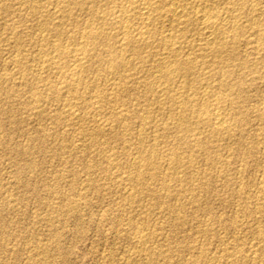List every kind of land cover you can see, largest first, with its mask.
I'll return each mask as SVG.
<instances>
[{
  "label": "rangeland",
  "instance_id": "374dc122",
  "mask_svg": "<svg viewBox=\"0 0 264 264\" xmlns=\"http://www.w3.org/2000/svg\"><path fill=\"white\" fill-rule=\"evenodd\" d=\"M255 1H258L256 3L257 25L251 28L247 26V24H244L245 18L247 16V18H250V15L244 11L242 15L245 16H242L244 17L242 18V22L244 24L243 34L245 37L244 35L239 37L238 42L235 43L238 46L234 45L233 47H229L230 44L225 45V50L222 53L223 56H221L226 62L228 61L227 64L225 61L218 62L219 59L215 60L216 58L212 56V54H209L207 55L209 61L206 59L207 56L202 60L205 61V64L199 60L202 62L200 64L201 68L198 67L196 68L197 70L195 69L197 71L195 72V76L193 72V75L182 78L185 82L178 79L179 82H177L179 84L176 82V85H174L186 86L185 88L187 89L192 86V89L190 87V93L199 91L201 87H216H214V89L217 91L213 89V91H215V96L210 103L212 102L211 104L218 106L221 115L224 117L226 126H223L224 128L222 127L223 130L222 128H218L221 130L213 128L214 131H212V120L205 121L206 123H201L199 121L194 122L193 119L191 120L190 118L191 115H187L189 118L186 117V122L188 121L187 125L192 129L191 134L190 132L185 133L184 130L177 128L176 112H170L171 115H169L170 113L167 107L169 104H165V106L162 107L163 110L160 108L159 111L157 104L158 100L153 91H150L152 88L154 89V87L158 86L159 81H157L156 76H154V68L152 70L148 66L149 64L140 68L133 63V66H136V71L139 73L138 77L142 75L138 79L139 82L138 80L133 81L132 88L124 93L118 92L116 94L119 98L122 96L125 99L124 101L122 97L120 98V100L122 99L121 104H124L122 107L125 109L128 107L127 109L130 113V115L127 116V109L126 111L124 109V111L122 110V114L125 115L126 120L122 118L121 122L118 120L119 123L117 120L115 121L114 118L111 119V117H113L110 115L112 104H109V101L106 100V104H108L109 108H107L105 104L106 110L104 109V111L107 113L102 111L101 113H97L94 117H91L93 115L91 112L92 109H90L91 107L85 108V110L84 107L80 105L76 106L74 113L86 117L89 121L94 119L95 122L93 121V124L91 121L89 123L86 118H83V121L80 122L81 125L78 124L79 127L77 124L73 125V123H68V119H59L62 123L59 121L55 122V120H53L55 117L54 110L59 104H56L54 101L50 103V100H47L49 94L48 87L56 82L57 75H55L54 70L51 69L52 71H47L49 73L43 72L46 73L44 76L43 74L41 75V73H37L40 77L42 76V78L39 76L36 78V73L34 74L33 70L31 71L26 67L27 61L30 62L31 56L36 53L32 51L34 50L33 48H35L34 43L40 42L43 34L47 35V32L48 35L46 37L50 40H54V32L50 29L48 31L45 30L46 32L43 33L39 31L40 34L37 33L38 30L35 31V28H38L36 21H34L33 17L28 13L29 11L27 12L28 14H26V12L22 10L23 8L27 11L28 9H26V6H20L21 8H19L17 0L3 1L5 4H2L0 7V264H264V0ZM105 2L108 4L107 2L109 1L105 0ZM16 9L18 14L15 11ZM82 13L83 12H81L80 15L78 13L80 17H77L78 19L76 22L78 23L70 21V24L68 21L63 23L65 24L64 26L62 25L65 32V28H67L68 31H73L74 27L77 29L80 28V25L81 27L84 26L86 16ZM31 17L32 19H29ZM81 17H83V19ZM1 18L4 19V21ZM71 23L74 27L71 26ZM73 24H77L78 26ZM51 25L53 26V22H50V27H52ZM71 27L73 30H71ZM194 28L193 25L191 30L186 33L187 36L185 35L189 40L184 38V41L186 39V41L195 44L192 48L183 44L184 46L182 45L183 49L181 50L182 52L185 49L184 52L181 53H184L183 56H186V53L187 55L190 53L189 55L195 54L198 56L201 51L200 49L203 47L202 37L197 30V32L193 31L195 30ZM190 31H193V33L191 34ZM19 33H21L20 37ZM2 34L4 35L1 36ZM197 34L199 36H197ZM17 35L19 37L18 39L15 37ZM194 35L197 39H195ZM52 36L53 38H51ZM192 38L193 40H191ZM196 40H198V42ZM26 42L28 44H26ZM19 43L22 46L17 45ZM195 45H198V47ZM227 47L228 50H226ZM189 48L190 52H188ZM191 49H193L192 51L195 53H193ZM15 51L20 53L21 56L24 55L23 57L27 55L25 57L27 59H25L26 64L22 65L23 67L25 66L26 69L22 68V66L14 68L10 64L9 59L13 56L12 53H16ZM30 51L32 53H30ZM226 51L228 53H226ZM25 52H27V54ZM96 52L98 55L100 53L101 56L104 54L103 49H100L99 46H97ZM232 54H235V56ZM224 55L226 58L228 57L227 60L224 58ZM8 60L9 62L7 63ZM97 60H99V58L92 60L88 65L90 67L92 65L91 68L95 69L93 72L96 73V76L99 73L97 70L103 73L105 68L103 62ZM210 61H213V65L210 63L211 67L208 65ZM94 64L96 68L98 66L97 69L94 67ZM220 64L221 67L223 65L225 68H221ZM27 65H29V63ZM20 67L22 68V74H20ZM144 67L146 69H143ZM91 68L88 69L87 72V76L90 74L88 76L90 81L92 78H95ZM145 70L148 74L144 72ZM209 70L211 71L209 72ZM253 70L255 73H253ZM16 71L19 75H17ZM220 71H222V73ZM50 72H54V75L50 74ZM205 72L207 73V77L200 81V74ZM8 73H10V76ZM49 75L55 78H49ZM144 75H149V77ZM20 76L26 78L21 80ZM189 77L193 80L192 82ZM32 78L33 80L31 81ZM148 78L149 80H146ZM53 79H55V81ZM194 80L195 83L197 81L199 82L195 84L193 83ZM219 80L226 81L225 85L222 86L223 88H218V86H216ZM47 81H50L52 84ZM84 81L86 80L84 79L82 81L81 86L85 83ZM180 82H183L184 85L180 84ZM213 82L216 85H214ZM208 83L209 85H206ZM232 83L234 84L233 86ZM138 84H141L144 90ZM201 84L202 86H200ZM150 85L151 87L149 88ZM228 86L231 88V91ZM220 89H222L221 93ZM133 90L135 92H133ZM38 93H41L39 94L41 96H39ZM35 94H37L38 98ZM216 95L219 97L218 99ZM135 98H137V100ZM141 98H143L142 101ZM38 99L39 102L37 101ZM126 99L128 100L127 102ZM214 100L217 101V103ZM218 100H220L219 104ZM35 103H38L37 106ZM134 103L138 105L135 106ZM153 103L155 104L153 105ZM131 104H133L135 108L131 107ZM49 105L51 106L49 107ZM214 105L213 107H215ZM36 108L38 109L35 110ZM166 108L168 110H166ZM81 109L82 111L84 110L83 113ZM40 110L43 113L41 114L42 116L38 114ZM136 110L140 111V114ZM76 111L78 112L76 113ZM224 111H226V113ZM103 112L105 114H103ZM131 112L134 113V116ZM109 115L110 119H108ZM131 115L133 119L130 118ZM151 119L152 121L154 119V121L152 122ZM155 121H158V127L155 125ZM63 122L65 124H63ZM83 122L84 124H82ZM116 122L119 124H116L119 127H116ZM151 122L153 125H151ZM66 123L67 126H73L66 127ZM97 123H99L100 126L105 123L110 126L112 123L110 129L105 131V136V132L101 134L95 130L97 125L99 126ZM141 123L144 124L142 125ZM122 124L125 125V127ZM127 125H130V129L127 128ZM144 125L146 128H143L145 127ZM159 125H161V127ZM139 126H141L142 129ZM163 126H165V128H163ZM78 128L81 129L82 132L84 131L85 134L87 130L86 135L89 139L85 138V136L83 137V133ZM159 128L162 132L159 131ZM63 129H65V132ZM155 130L156 132H154ZM95 131L98 139L94 135ZM123 131H125L126 134H124L125 132ZM139 131L141 133H139ZM144 131L145 133L143 134ZM195 132L196 135L198 133L199 135L195 136L196 139H193L192 137ZM107 133L109 137H107ZM111 134H113V136ZM127 134L129 136L128 138ZM80 139H82L81 142ZM142 140L144 143H142ZM190 142H196V147H194V149L193 146H188ZM173 143H176V146ZM137 145H139V147ZM173 146L176 150L178 148V150L175 151ZM208 146L209 148H207ZM94 148H96V150ZM202 148L205 150H202ZM107 149H110L109 151L111 152ZM179 149H181L182 152ZM99 150H101V152H99ZM136 150L137 152L142 150V153L144 152L146 155L151 154L154 157V168L153 165L149 168L147 167L144 173L146 174L147 172L149 174H146L147 176L145 175V177H156L150 180L145 179L137 184V186L135 184L136 182H130L131 177L136 173V171L134 172L136 168L135 164L144 163L145 161L141 156L142 153H139L141 158ZM172 150L177 155L180 154V158L177 157V159H179V164L177 163L178 165L173 166V169L178 168V170L167 169L164 172V168L166 169L167 167L166 155L169 151L172 152ZM96 151H98V153ZM107 153H111L110 155L113 157L110 162L104 159V154ZM205 156H207V158ZM114 158L115 160L113 161ZM157 160H160L159 163L163 165L160 166ZM86 165L89 167L87 166L86 168ZM107 165H110L111 168L109 166L107 167ZM151 167L153 170H151ZM89 168L92 170L90 171ZM85 169L88 171L86 172ZM157 169L161 170L160 174H158L160 170ZM112 170H114L115 173L114 171L112 173ZM150 170L152 172L154 170V172L157 171L158 173H156L158 175L151 173ZM166 172L172 173L171 177H174L165 176ZM174 172H177V175ZM162 175H164L163 178ZM164 177H166V179ZM118 183L120 184L118 185ZM162 189L164 190L162 191ZM141 231L147 235L144 238L145 249L144 247L142 249L137 247L138 245L133 240V236L138 232L141 233ZM251 257L255 259L252 261ZM254 260H256V262ZM261 261L263 263H261Z\"/></svg>",
  "mask_w": 264,
  "mask_h": 264
},
{
  "label": "bare ground",
  "instance_id": "6f19581e",
  "mask_svg": "<svg viewBox=\"0 0 264 264\" xmlns=\"http://www.w3.org/2000/svg\"><path fill=\"white\" fill-rule=\"evenodd\" d=\"M3 1L6 2V0H0V7L1 5L5 4L3 3ZM109 2H107L108 4H106L105 0H17V5L19 8H21L20 6H26L28 9L27 11H25V9L22 8V10H24V12H26V14H30L33 17V20L36 21V25H37V29L35 28V31L38 30L37 33H39V31L41 33L46 32L45 30H52L54 32V37L53 36L51 38H53L54 40H50L49 38H47L46 36L48 35V32L46 33L47 35L43 34V36L41 37L40 42L38 43H34V47L33 48L34 52H36L34 54L33 52V56H31V61L28 62L29 65L26 64L25 61V57L21 56L20 53H12V57L9 59L10 60V64L16 68L17 66H22L23 64H26V67L29 68L31 71L33 70V73H36V78L39 76L40 77V73L41 75L49 73L47 71H50L51 69L54 70L55 75H57L56 77V82H54L53 85H51L50 87H48L49 90V94H48V100L54 101L56 102V104L58 103L59 105H57L55 111V117L53 120L59 121L60 120H67L68 119V123H73L74 124H80V122L83 121V117L82 115H76L74 112L76 106H82L85 108H90L92 109V116L94 117L97 113H101L102 111H104L105 108V104L107 101H109V104H112V107L110 108V115L113 116L111 117L114 118V120L116 121H120L122 120V118H125V115L122 114V110L124 109L126 111V109L128 108H123L121 104L122 99L120 100V98L122 97H118L116 94L118 92H126L128 89L132 88V84L133 81H137L142 75H140V77H138L139 73L138 71H136V66L134 67L133 63H135L136 65H138L140 68L142 66H145L146 64H149L148 66L153 70L154 76H156L157 81L156 83H158L157 87H154V89L152 88L153 93L155 94L156 98H157V104L159 107V111L160 108L161 110L162 107L165 106V104H169L167 105L168 109H169V113L170 112H176V125L177 128L182 129L186 132H192V129L189 125H187L188 121L186 122V119L189 118L187 115H191V120L193 119V121L197 122H203L206 123L205 121L208 120H212V131L213 128L217 129V130H221L218 128H222L223 126H226L225 124V120L224 117L221 115L218 106H215L214 104H211L210 101H212V99H214L213 97L215 96V90L213 86L211 87H206V88H200L199 91L197 92H192L190 93L191 89L193 88L192 86L191 89L189 87V89L185 88L186 86H178V79L184 78L185 76H191L193 75L194 72V76H195V72H197L196 68L200 67L201 68V63L205 62L202 61L204 60V58L207 55H211L214 56L215 60L219 59V61L224 62L225 59L222 58V53L225 50V45H229L230 46H236L237 44H235L236 42H238L239 37H241L242 35H244V31H243V25L247 24V26L252 27H256L257 25V17H256V2L255 0H108ZM13 2V1H12ZM105 2V3H104ZM246 2V3H245ZM8 5V4H7ZM71 5V6H70ZM4 7V6H3ZM7 8V7H6ZM9 9V8H7ZM12 9V8H11ZM1 10V9H0ZM21 10V9H19ZM261 10V9H260ZM5 11V10H4ZM11 11V10H10ZM17 12V9L15 10ZM29 11V12H28ZM246 11L250 16V18H245L244 20V24L242 22V15L243 12ZM20 12V11H19ZM28 12V13H27ZM83 12L84 15L86 16V20L84 22V26L80 28L75 29L74 26V30L73 28L71 30L73 31H68L67 28H65L66 32L64 31V25L63 23L65 22H73L75 23L77 21V17L78 13L80 15V13ZM263 12V11H261ZM9 13V11H8ZM15 13V12H13ZM82 13V14H83ZM246 13V14H247ZM3 14V13H1ZM6 14V12H5ZM18 14V12H17ZM25 14V13H24ZM245 14V13H244ZM3 16V15H2ZM263 16V15H262ZM1 17V16H0ZM5 17V16H4ZM12 17V15H11ZM29 18V19H32ZM80 18V17H79ZM83 19V17H81ZM2 19V18H1ZM4 21V19H2ZM32 20V21H33ZM262 20V19H261ZM31 21V22H32ZM79 21V20H78ZM10 22V21H9ZM14 22V21H13ZM29 22V21H28ZM48 22H49V26H48ZM50 22H53V26L50 27ZM69 22V24H70ZM82 22V21H80ZM264 22V21H263ZM21 23V22H20ZM35 23V22H34ZM78 23V22H76ZM80 24V23H79ZM35 25V27H36ZM63 25V26H62ZM73 25H77V24H73ZM83 25V24H82ZM194 25V32L199 33V35L202 37V41H203V47L200 49V53L198 54V56L194 55H189L190 53H186V56L183 54H181L182 52H184V50L181 52L182 45L185 44L187 45V47L189 46L190 48H192L194 46V44H192L189 41H186V33H188L189 30H191L192 26ZM262 25V24H261ZM11 26V25H10ZM14 26V25H13ZM24 26V25H23ZM34 26V25H33ZM68 26V25H67ZM66 26V27H67ZM78 26V25H77ZM5 27V26H4ZM3 27V28H4ZM69 27V26H68ZM14 28V27H13ZM20 28V25H19ZM18 28V29H19ZM48 28V29H47ZM12 29V28H11ZM23 29V28H22ZM26 29V28H25ZM24 29V30H25ZM15 30V29H14ZM197 30V31H196ZM22 31V30H21ZM31 31V30H29ZM33 31V30H32ZM193 31L191 32V34L193 33ZM16 32V31H15ZM23 32V31H22ZM21 32V33H22ZM50 32V31H49ZM51 32V33H53ZM12 33V31H11ZM21 33H19V37L21 35ZM27 33V32H26ZM25 33V35H26ZM32 33V32H31ZM30 33V34H31ZM257 33V32H256ZM10 34V33H9ZM40 34V33H39ZM50 34V33H49ZM195 34V33H194ZM246 34V33H245ZM4 34H2L1 36H3ZM13 35V34H12ZM24 35V34H23ZM33 35V34H32ZM42 35V34H41ZM45 35V36H44ZM52 35V34H51ZM186 35V36H185ZM197 34V36H199ZM193 36V35H192ZM17 39L19 38L18 35L15 36ZM30 37V36H29ZM34 37V35H33ZM50 37V36H49ZM190 37V36H188ZM195 37V35H194ZM245 37V35H244ZM14 38V39H16ZM27 38V37H26ZM184 38L185 41H184ZM29 39V38H28ZM195 39H197L195 37ZM199 39V38H198ZM7 40V39H6ZM189 40V39H188ZM193 40V38L191 39ZM8 41V40H7ZM15 41V40H14ZM23 41V40H22ZM198 42V40H196ZM262 41V40H261ZM9 42V41H8ZM37 42V41H36ZM201 42V41H200ZM264 42V40H263ZM5 43V42H4ZM18 43V42H17ZM22 43V42H21ZM26 44H28L26 42ZM264 44V43H263ZM19 46H22L19 44H17ZM1 46V45H0ZM7 46V45H6ZM26 46V45H25ZM31 46V45H30ZM97 46L100 47V49H103V55L101 56L100 53L99 55L97 54L96 50H97ZM184 46V45H183ZM196 47H198V45H195ZM238 46V45H237ZM3 47V46H2ZM8 47V46H7ZM18 47V46H17ZM16 47V48H17ZM27 47V46H26ZM33 47V44H32ZM231 47V48H232ZM186 48V46H185ZM190 48L189 51L190 52ZM230 48V49H231ZM235 48V47H234ZM237 48V47H236ZM240 48V47H239ZM259 48V47H258ZM3 50V49H2ZM15 50V49H14ZM13 50V51H14ZM31 50V49H30ZM187 50V49H186ZM193 49H191L192 51ZM228 50V47L227 49ZM232 50V49H231ZM19 51V50H18ZM195 51V50H194ZM261 51V50H260ZM259 51V52H260ZM29 52V51H28ZM193 52V51H192ZM197 52V50H196ZM234 52L236 53V51L234 50ZM239 52V51H238ZM10 53V52H9ZM27 54V52H25ZM30 53H32L30 51ZM195 53V52H193ZM226 53H228L226 51ZM231 53V52H230ZM102 54V53H101ZM225 54V53H224ZM98 55V56H97ZM222 55V56H221ZM226 55V54H225ZM224 55V58H226V56ZM230 55V54H229ZM235 56V54H232ZM29 56V55H28ZM231 56V55H230ZM233 57V56H232ZM103 62L104 65V70L103 73H100V71L97 70V72H99L97 74V76L95 75L96 73L93 72L92 69V65L91 67L88 66L89 63L94 60V59H98ZM209 58L208 56L206 57V59ZM212 59V58H211ZM210 59V60H211ZM228 59V57L226 58V60ZM235 59V58H234ZM9 60L7 61V63L9 62ZM27 60V59H26ZM97 60V61H99ZM202 62H200V61ZM208 60V59H207ZM232 60V59H231ZM5 61V59H4ZM209 61V60H208ZM207 61V62H208ZM230 61V59H229ZM238 61V60H237ZM253 61V60H252ZM200 62V63H199ZM213 62V61H212ZM212 62H209V66L210 63L212 64ZM217 62V61H216ZM228 62V61H227ZM227 62L225 61V63L227 64ZM68 63V64H67ZM93 64V63H92ZM205 64V63H204ZM217 64V63H216ZM219 64V63H218ZM224 64V63H222ZM225 64V65H226ZM232 64V62H231ZM243 64V63H242ZM257 64V63H256ZM6 65V62H5ZM10 65V66H11ZM66 65V66H65ZM98 65V64H97ZM207 65V64H206ZM205 65V66H206ZM207 65V66H208ZM213 65V64H212ZM224 65V66H225ZM241 65V64H239ZM244 65V64H243ZM102 66V64H101ZM242 66V65H241ZM256 66V65H254ZM8 67V66H7ZM92 70L93 72V76H95V78L90 81V79H88V75L87 76V72L88 69ZM95 67V64H94ZM93 67V68H94ZM103 67V66H102ZM138 67V68H139ZM204 67V66H202ZM211 67V66H210ZM213 67V66H212ZM221 67V64H220ZM223 67V65H222ZM221 67V68H222ZM21 68V67H20ZM22 68H25V66ZM22 68H21V73L22 74ZM67 68V69H66ZM96 68V67H95ZM98 68V66H97ZM96 68V69H97ZM101 68V67H100ZM99 68V70H100ZM147 68V66H146ZM145 67L143 69H146ZM225 68V67H223ZM251 68V67H250ZM26 69V68H25ZM148 69V68H147ZM196 69V70H195ZM213 69V68H212ZM237 69V68H236ZM254 69V68H253ZM9 70V69H8ZM142 70V69H141ZM195 70V71H194ZM223 70V69H222ZM4 71V70H3ZM12 71V70H11ZM19 71V69H18ZM28 71V70H27ZM30 71V72H31ZM35 71V72H34ZM52 71V70H51ZM143 71V70H142ZM149 71V70H148ZM201 71V70H198ZM211 70H209L210 72ZM214 71V70H213ZM226 71V70H225ZM246 71V70H245ZM251 71V70H250ZM254 71V70H253ZM17 72V71H16ZM29 72V74H30ZM46 72V73H43ZM53 72V73H54ZM90 72V71H89ZM96 72V71H95ZM144 72H147L146 70ZM151 72V71H150ZM149 72V73H150ZM157 72V74H156ZM222 73V71H220ZM224 72V70H223ZM242 72V71H241ZM5 73V72H4ZM7 73V72H6ZM26 73V71H25ZM39 73V74H37ZM50 72V74H53ZM91 73V72H90ZM152 73V75H153ZM199 73V72H198ZM255 73V71L253 72ZM10 76V73H8ZM27 74V73H26ZM32 74V73H31ZM148 74V72H147ZM226 74V73H225ZM263 74V73H262ZM16 75V73H15ZM17 75H19V73L17 72ZM54 75V74H53ZM150 75V74H149ZM149 75H144V76H148ZM199 75V74H197ZM209 75V74H208ZM214 75V74H213ZM220 75V74H219ZM232 75V73H231ZM14 76V75H13ZM92 76V75H91ZM92 76V77H93ZM211 76V75H210ZM222 76V75H221ZM224 76V73H223ZM259 76V74H258ZM48 77V75H47ZM54 76L49 75V78H53ZM151 77V76H150ZM199 77V76H198ZM207 77V73H201L200 74V81L205 79ZM220 77V76H219ZM218 77V78H219ZM8 78V77H7ZM12 78V76H11ZM10 78V79H11ZM23 78L26 77H22L20 76V79L22 80ZM28 78V77H27ZM31 78V77H30ZM42 78V76L40 77ZM44 78V77H43ZM46 78V77H45ZM48 78V79H49ZM55 78V77H54ZM146 78V77H145ZM190 78V77H189ZM209 78V77H208ZM222 78V77H221ZM224 78V77H223ZM47 79V80H48ZM85 83L83 84V86H81V83L83 80ZM191 79V78H190ZM195 79V78H194ZM210 79V78H209ZM228 79V78H227ZM236 79V78H235ZM15 80V79H14ZM20 80V82H21ZM27 80V79H26ZM33 80V78L31 79V81ZM38 80V79H37ZM36 80V81H37ZM42 80V79H41ZM55 81V79H53ZM146 80H149L146 79ZM197 80V78H196ZM207 80V79H206ZM237 80V79H236ZM257 80V79H256ZM35 81V79H34ZM178 81V82H177ZM183 81V80H182ZM193 80L191 79V82ZM208 81V80H207ZM232 81V79H231ZM24 82V81H22ZM39 82V81H38ZM41 82V81H40ZM50 82V81H47ZM139 82V80H138ZM141 82V81H140ZM176 82L178 83L177 86ZM185 82V81H183ZM183 82H180V84L184 85ZM190 82V81H188ZM199 82V81H197ZM196 82V83H197ZM204 82V81H203ZM210 82V81H209ZM215 82V81H214ZM213 82V84H214ZM225 80H219V82L214 85L218 86V88L222 87L223 85H225ZM1 83V82H0ZM4 83V82H3ZM2 83V85H3ZM7 83V82H6ZM44 83V81H43ZM46 83V82H45ZM135 83V82H134ZM148 83V82H147ZM153 83V82H152ZM150 83V84H152ZM195 83V80L194 82ZM195 83V84H196ZM202 83V82H201ZM254 83V82H253ZM5 84V83H4ZM12 84V83H10ZM42 84V83H41ZM50 84H52L50 82ZM154 84V83H153ZM190 84V83H189ZM200 84V83H199ZM14 85V83H13ZM34 85V84H32ZM37 85V84H36ZM141 86V84H138ZM145 85V84H144ZM149 85V84H148ZM157 85V84H156ZM155 85V86H156ZM191 85V84H190ZM194 85V84H193ZM206 85H209L206 84ZM205 85V86H206ZM212 85V84H211ZM210 85V86H211ZM227 85V84H226ZM234 84L232 83V86ZM39 86V85H37ZM137 86V85H136ZM146 86V85H145ZM188 86V85H187ZM196 86V85H194ZM198 86V85H197ZM202 86V84L200 85ZM231 86V85H230ZM264 86V85H263ZM135 87V86H134ZM133 87V88H134ZM142 87V86H141ZM140 87V88H141ZM151 87V85L149 86V88ZM204 87V85H203ZM229 87V86H228ZM31 88V87H30ZM35 88V87H34ZM33 88V89H34ZM143 88V87H142ZM148 88V86H147ZM216 88V87H215ZM217 88V89H218ZM223 88V87H222ZM230 88V87H229ZM228 88V89H229ZM235 88V87H233ZM32 89V88H31ZM39 89V88H38ZM146 89V88H145ZM213 89L215 91H213ZM225 89V88H224ZM40 90V89H39ZM43 90V89H41ZM144 90V88H143ZM149 90V89H148ZM220 93L222 92V89H220ZM227 90V89H226ZM234 90V89H233ZM248 90V89H247ZM148 91V92H150ZM190 91V92H189ZM194 91V90H193ZM219 91V90H218ZM225 91V90H223ZM231 91V88H230ZM240 91V90H239ZM131 92V91H130ZM133 92H135L133 90ZM139 92V91H136ZM144 92V91H143ZM228 92V91H227ZM147 93V92H146ZM219 93V94H220ZM231 93V92H229ZM236 93V92H235ZM28 94V93H27ZM41 93H38V95ZM140 94V93H138ZM232 94V93H231ZM33 95V94H32ZM31 95V96H32ZM37 97V94H35ZM46 95V94H45ZM44 95V97H45ZM119 95V94H118ZM130 95V94H129ZM136 95V93H135ZM134 95V96H135ZM148 95V94H147ZM240 95V94H239ZM41 96V95H39ZM126 96V95H125ZM223 96V95H221ZM226 96V95H225ZM224 96V97H225ZM35 97V96H34ZM33 97V100H34ZM35 97V100H36ZM43 97V98H44ZM127 97V96H126ZM129 97V96H128ZM136 97V96H135ZM138 97V96H137ZM141 97V95H140ZM143 97V96H142ZM154 97V96H153ZM32 98V97H30ZM38 98V97H37ZM111 98V100H110ZM123 98V97H122ZM132 98V97H131ZM139 98V97H138ZM145 98V97H144ZM148 98V97H147ZM216 98L218 99L219 97ZM215 98V100H216ZM29 99V98H28ZM42 99V98H41ZM124 99V98H123ZM128 99V98H127ZM126 99V102L128 101ZM134 99V97H133ZM137 100V98H135ZM140 99V98H139ZM146 99V98H145ZM154 99V98H153ZM233 99V98H232ZM107 100V101H106ZM143 100V98H141V101ZM151 100V98H150ZM214 100V101H215ZM226 100V99H223ZM39 102V99L37 100ZM125 101V99H124ZM140 101V100H139ZM138 101V102H139ZM213 101V102H214ZM29 102V101H28ZM41 102V101H40ZM137 102V101H136ZM151 102V101H150ZM154 102V101H153ZM217 103V101H215ZM220 100H218V104H219ZM14 103V102H13ZM44 103V102H42ZM40 103V104H42ZM46 103V102H45ZM53 103V102H52ZM125 103V102H124ZM130 103V102H129ZM148 103V102H147ZM27 104V103H26ZM36 104V103H35ZM38 104V103H37ZM36 104V106H37ZM126 104V103H125ZM135 106L136 103H134ZM142 104V103H141ZM155 103H153L154 105ZM34 105V104H33ZM32 105V106H33ZM48 105V104H47ZM129 105V104H128ZM131 107H134L133 104H131ZM144 105V104H143ZM142 105V107H143ZM149 105V104H148ZM213 105L215 107H213ZM243 105V104H242ZM34 106V107H36ZM51 105H49L50 107ZM55 106V105H54ZM107 108H109L108 104H106ZM141 106V105H140ZM146 106V105H144ZM151 106V105H150ZM232 106V105H231ZM238 106V105H237ZM10 107V106H9ZM33 107V109H34ZM53 107V106H52ZM81 107V108H82ZM130 107V106H129ZM141 107V108H142ZM152 107V106H151ZM157 107V108H158ZM122 108V109H121ZM135 108V107H134ZM146 108V107H145ZM154 108V106H153ZM156 108V109H157ZM238 108V107H237ZM38 108H36L35 110H37ZM79 109V108H78ZM144 109V108H143ZM142 109V110H143ZM147 109V108H146ZM166 108V110H168ZM239 109V108H238ZM14 110V109H13ZM53 110V109H52ZM86 110V109H85ZM123 110V111H124ZM148 110H149V106H148ZM243 110V109H242ZM50 111V110H49ZM53 111V112H54ZM82 111V109H81ZM84 111V110H83ZM82 111V113H83ZM109 111V109H108ZM129 110L127 109V116L130 115V113L128 112ZM138 111V110H136ZM141 111V109H140ZM138 111V113L140 112ZM15 112V111H14ZM38 112V111H37ZM44 112V111H43ZM78 111H76L77 113ZM90 112V113H91ZM106 112V111H104ZM103 112V114H105ZM135 112V110H134ZM226 113V111H224ZM261 112V111H260ZM107 113V112H106ZM124 113V112H123ZM132 113V112H131ZM137 113V112H136ZM135 113V114H136ZM147 113V112H146ZM152 113V112H151ZM168 113V114H169ZM223 113V112H222ZM256 113V112H255ZM9 114V113H8ZM40 116H42L41 114H43L40 110V113H38ZM81 114V113H80ZM87 114V113H86ZM134 116V113H132ZM140 114V113H139ZM142 114V112H141ZM145 114V111H144ZM150 114V113H149ZM224 114V113H223ZM240 114V113H239ZM84 115V114H83ZM110 115L108 117V119H110ZM124 115V117H123ZM171 115V113L169 114ZM236 115V114H235ZM53 116V114H52ZM137 116V114H136ZM139 116V115H138ZM141 117V115H140ZM145 117V116H143ZM149 117V116H147ZM153 117V116H152ZM187 117V118H186ZM52 118V117H51ZM89 118H90V114H89ZM132 118V115L131 117ZM136 118V117H135ZM142 118V117H141ZM140 118V120H141ZM151 118V116H150ZM87 119V118H86ZM92 119V118H91ZM107 119V118H106ZM133 119V118H132ZM30 120V118H29ZM70 120V121H69ZM89 121V119H87ZM126 120V118H125ZM137 120V119H135ZM143 120V119H142ZM147 120V119H146ZM149 120V119H148ZM156 120V119H155ZM172 120V119H171ZM190 120V121H191ZM236 120V119H235ZM10 121V120H9ZM12 121V120H11ZM43 121V120H42ZM91 121V120H90ZM89 121V123H90ZM94 121V119L91 121V123ZM118 121V122H119ZM128 121V120H127ZM134 121V120H133ZM152 121V119H151ZM154 121V119H153ZM152 121V122H153ZM231 121V120H230ZM47 122V121H46ZM62 123V121H59ZM66 122V121H65ZM87 122V121H86ZM95 122V121H94ZM103 122V121H102ZM100 122V123H102ZM108 122V121H107ZM112 122V121H111ZM119 122V123H120ZM124 122V120H123ZM131 122V121H130ZM141 122V121H140ZM139 122V123H140ZM150 122V121H149ZM148 122V123H149ZM151 122V123H152ZM158 122V121H157ZM157 122L155 121V125L157 126ZM164 122V121H163ZM27 123V122H26ZM59 123V124H61ZM88 123V122H87ZM136 123V121H135ZM145 123V122H144ZM143 123V124H144ZM20 124V122H19ZM53 124V123H52ZM63 124H65L63 122ZM84 124V122L82 123ZM93 124V123H92ZM96 124V123H95ZM99 124V123H97ZM107 124V123H105ZM101 124L102 126L97 125V128H95V130L98 133L104 134V132L106 130L110 129V126L107 124ZM118 124L117 122L115 123V125ZM128 124V122H127ZM132 124V123H131ZM142 124V123H141ZM142 124V125H143ZM165 124V123H164ZM197 124V123H195ZM15 125V124H14ZM71 125V126H73ZM76 125V126H77ZM78 125V127H79ZM90 125V124H89ZM114 125V126H115ZM119 125V124H118ZM123 125V124H122ZM150 125V124H147ZM153 125V123L151 124ZM150 125V126H151ZM166 125V124H165ZM191 125V124H190ZM207 125V124H206ZM21 126V125H20ZM69 126V125H68ZM67 123H66V127ZM69 126V127H71ZM88 126V125H87ZM121 126V125H120ZM125 127V125H123ZM128 126V125H127ZM130 126V125H129ZM129 126L127 128H129ZM133 126V125H132ZM136 126V125H135ZM145 126V125H144ZM154 126V127H156ZM161 127V125H159ZM211 126V125H210ZM259 126V125H258ZM261 126V125H260ZM17 127V126H16ZM28 127V126H27ZM65 127V125H64ZM82 127V126H81ZM89 127V126H88ZM87 127V128H88ZM92 127V126H91ZM116 127H119L116 125ZM115 127V128H116ZM141 127V126H139ZM158 127V126H157ZM169 127V126H167ZM194 127V126H193ZM241 127V126H240ZM77 128V127H76ZM84 128V127H82ZM114 128V127H113ZM143 128H146L143 127ZM149 128V127H148ZM163 128H165V126H163ZM196 128V127H195ZM210 128V127H209ZM224 128V127H223ZM222 128V130H223ZM50 129V128H49ZM79 129V128H78ZM93 129V128H92ZM130 129V128H129ZM128 129V131H129ZM142 129V127H141ZM151 129L153 130V128L151 127ZM168 129V128H167ZM211 129V128H210ZM227 129V128H225ZM62 130V129H61ZM65 132V129H63ZM70 130V128H69ZM81 131V129H79ZM127 130V129H126ZM140 130V129H139ZM166 130V129H165ZM181 130V132H182ZM259 130V129H258ZM261 130V129H260ZM79 131V133H80ZM91 131V130H90ZM96 131L94 133L95 137H96ZM112 131V130H110ZM148 131V130H147ZM159 131H161V129L159 128ZM195 131V130H194ZM56 132V131H55ZM77 132V131H76ZM75 132V133H76ZM82 132V131H81ZM89 132V131H88ZM125 132V131H123ZM153 132V131H152ZM156 132V130L154 131ZM162 132V131H161ZM211 132V131H210ZM209 132V133H210ZM216 132V131H215ZM261 132V131H260ZM2 133V132H1ZM78 133V134H79ZM83 133V137L85 136V138L87 137V130H86V134ZM91 133V132H90ZM93 133V132H92ZM139 133H141L139 131ZM138 133V134H139ZM145 133V131L143 132V134ZM212 133V132H211ZM100 134V135H101ZM108 134V133H107ZM126 134V132L124 133ZM123 134V135H124ZM134 134V133H133ZM172 134V133H170ZM201 134V133H200ZM223 134V133H222ZM46 135V134H45ZM93 135V137H94ZM106 135V132L104 134V136ZM113 136V134H111ZM110 135V136H111ZM122 135V136H123ZM182 135V134H181ZM199 133L196 135L193 134V139H196L195 136H198ZM207 135V134H206ZM102 136V135H101ZM142 136V135H140ZM160 136V135H159ZM46 137V136H45ZM99 137V136H98ZM109 137V134L108 136ZM106 137V138H107ZM128 134H127V138H128ZM181 137V136H180ZM3 138V137H2ZM30 138V137H29ZM97 138V137H96ZM102 138V137H101ZM104 138V137H103ZM105 138V139H106ZM124 138V137H123ZM126 138V139H127ZM178 138V137H177ZM187 138V137H186ZM260 138V137H259ZM28 139V138H27ZM48 139V138H47ZM84 139V138H83ZM89 139V138H88ZM86 139V140H88ZM98 139V138H97ZM108 139V138H107ZM106 139V141H107ZM113 139V138H112ZM111 139V140H112ZM122 139V138H121ZM190 139V138H189ZM44 140V139H43ZM57 140V139H55ZM78 140V139H77ZM140 140V139H139ZM154 140V139H153ZM156 140H157V136H156ZM79 141V140H78ZM82 141V139H80V142ZM84 141V140H83ZM105 141V143H106ZM127 141V140H126ZM129 141V140H128ZM147 141V140H146ZM180 141V140H179ZM195 141V140H194ZM201 141V140H200ZM228 141V140H227ZM67 142V141H66ZM71 142V141H69ZM116 142V141H115ZM118 142V141H117ZM124 142V141H123ZM140 142V141H138ZM208 142V141H207ZM219 142V141H218ZM231 142V141H230ZM37 143V142H36ZM43 143V142H42ZM95 143V142H94ZM142 143H144V141L142 140ZM141 143V144H142ZM156 143V142H155ZM178 143V141H177ZM199 143V142H198ZM102 144V143H101ZM100 144V145H101ZM116 144V143H115ZM140 144V145H141ZM161 144V143H160ZM174 144V143H173ZM176 144V143H175ZM174 144V145H175ZM61 145V144H60ZM106 145V144H105ZM94 146V145H93ZM114 146V145H113ZM121 146V144H120ZM139 147V145H137ZM142 146V145H141ZM153 146V145H152ZM176 146V145H175ZM184 146V145H183ZM188 146H193L196 147V142L194 143H188ZM232 146V145H231ZM247 146V145H246ZM263 146V145H262ZM174 147V146H173ZM179 147V146H177ZM47 148V147H46ZM92 148V147H91ZM108 148V147H107ZM137 148V147H136ZM141 148V147H140ZM175 148V147H174ZM180 148V147H179ZM209 148V146L207 147ZM251 148V147H250ZM74 149V148H73ZM72 149V150H73ZM78 149V148H77ZM96 150V148H94ZM99 149V148H98ZM129 149V148H128ZM144 149V148H143ZM154 149V148H153ZM173 149V148H172ZM211 149V148H210ZM243 149V148H242ZM32 150V149H31ZM67 150V149H66ZM69 150V149H68ZM71 150V151H72ZM94 150V151H95ZM108 151L110 149H107ZM150 150V148H149ZM170 150V149H169ZM178 150V148H177ZM175 148V151H177ZM181 150V149H179ZM189 150V149H188ZM196 150V148H195ZM201 150V149H200ZM202 150H205L202 148ZM106 151V150H105ZM142 151V150H141ZM140 151V152H141ZM191 151V150H190ZM207 151V150H206ZM64 152V151H63ZM98 153V151H96ZM99 152H101V150H99ZM104 152V149H103ZM102 152V153H103ZM111 152V151H109ZM113 152V151H112ZM135 152V150H134ZM137 152V150H136ZM140 152H137V154L140 156ZM146 152V151H145ZM153 152V151H152ZM151 152V153H152ZM182 152V150H181ZM195 152V151H194ZM193 152V153H194ZM197 152V151H196ZM203 152V151H202ZM205 152V151H204ZM248 152V151H247ZM1 153V152H0ZM106 153V152H105ZM142 153V152H141ZM147 153V152H146ZM156 153V152H155ZM190 153V152H189ZM22 154V153H21ZM24 154V153H23ZM27 154V153H26ZM60 154V153H59ZM100 154V153H99ZM111 153H107L104 154V159L105 161H111L112 160V155H110ZM113 154V153H112ZM128 154V153H127ZM134 154V153H133ZM198 154V153H197ZM195 154V155H197ZM203 154V153H202ZM208 154V151H207ZM250 154V153H249ZM115 155V153H114ZM113 155V156H114ZM158 155V154H156ZM179 155V156H178ZM176 154L175 152H168L167 156V163H166V169L164 168V172L165 170H169V169H173L175 165L179 164V159H177V157L180 158V154ZM186 155V154H185ZM206 155V154H205ZM16 156V155H15ZM81 156V155H80ZM100 156V155H99ZM98 156V158H99ZM102 156V154H101ZM141 156L144 159V163H137L136 168L134 169V172L136 171V173L131 177V181L130 182H136V186L137 184H139L140 182L144 181L145 179H151L152 176L150 177H145L146 174H148L146 172V174L144 173V171L147 169V167L149 168L150 166L153 165L154 168V157L151 154H144V152L141 154ZM140 156V157H141ZM155 156V154H154ZM159 156V155H158ZM165 156V158H166ZM221 156V155H220ZM245 156V155H244ZM71 157V156H70ZM115 157V156H114ZM137 157V156H136ZM141 157V158H142ZM161 157V156H159ZM207 158V156H205ZM231 157V156H230ZM35 158V157H34ZM126 158V157H125ZM156 158V157H155ZM227 158V157H226ZM245 158V157H244ZM90 159V158H89ZM100 159V158H99ZM157 159V158H156ZM115 160V158L113 159V161ZM141 160V159H140ZM166 160V159H165ZM198 160V159H197ZM206 160V159H205ZM104 161V162H105ZM136 161V160H135ZM142 161V160H141ZM158 163L160 162V160H157ZM163 161V160H162ZM89 162V161H88ZM108 162V163H109ZM118 162V161H117ZM156 162V161H155ZM197 162V161H196ZM199 162V161H198ZM225 162V161H224ZM93 163V162H92ZM112 163V162H111ZM114 163V162H113ZM178 163V164H177ZM233 163V162H232ZM264 163V162H263ZM103 164V163H102ZM105 164V163H104ZM107 164V163H106ZM160 166L163 165L161 163H159ZM183 164V163H182ZM195 164V163H194ZM73 165V162H72ZM156 165V164H155ZM191 165V164H190ZM210 165V164H209ZM88 165H86L87 168ZM91 166V165H90ZM100 166V164H99ZM110 167V165H107V167ZM114 166V165H113ZM118 166V165H117ZM122 166V165H121ZM181 166V165H179ZM189 166V165H188ZM211 166V165H210ZM30 167V165H29ZM89 167V166H88ZM94 167V165H93ZM116 167V166H114ZM156 167V166H155ZM163 167V166H162ZM178 167V166H177ZM192 167V166H191ZM200 167V166H199ZM85 168V167H84ZM91 168V167H90ZM89 168V169H90ZM111 168V167H110ZM152 168V167H151ZM153 168L151 170H153ZM158 168V167H157ZM161 168V167H159ZM181 168V167H179ZM189 168V167H188ZM95 169V168H93ZM97 169V167H96ZM105 169V168H104ZM187 169V168H186ZM86 170V169H85ZM92 169H90L91 171ZM99 170V169H98ZM108 170V169H107ZM110 170V169H109ZM116 170V169H115ZM123 170V169H122ZM150 170V171H151ZM160 170V169H157ZM173 170H178V168L173 169ZM205 170V169H204ZM88 170H86L87 172ZM100 171V170H99ZM114 170H112L111 172L113 173ZM131 171V170H130ZM148 171V170H147ZM149 171V173H150ZM155 171V170H154ZM152 172L151 173H155L156 172ZM171 171V170H170ZM196 171V170H195ZM232 171V170H231ZM244 171V170H243ZM106 172V171H105ZM108 172V171H107ZM161 170L159 171L158 174H160ZM187 172V171H186ZM191 172V171H190ZM82 173V172H80ZM92 173V172H91ZM115 173V171H114ZM163 173V172H162ZM177 175V172H174ZM221 173V172H220ZM157 174V175H158ZM62 175V174H61ZM115 175V174H114ZM132 175V174H130ZM149 175V174H148ZM206 175V174H205ZM223 175V174H222ZM11 176V175H10ZM78 176V175H77ZM147 176V175H146ZM164 175H162L163 178ZM165 176H172V173L170 172H166ZM109 177V176H108ZM111 177V176H110ZM161 177V176H160ZM174 177V176H173ZM171 177V178H173ZM201 177V176H200ZM60 178V177H59ZM79 178V176H78ZM77 178V179H78ZM116 178V177H115ZM156 178V177H155ZM152 178V179H155ZM166 179V177H164ZM219 178V177H218ZM255 178V177H254ZM69 179V178H68ZM128 179V178H127ZM130 179V178H129ZM158 179V178H157ZM156 179V180H157ZM161 179V178H160ZM242 179V178H241ZM247 179V178H246ZM59 180V179H58ZM72 180V179H71ZM112 180V179H109ZM108 180V182H109ZM119 180V178H118ZM117 180V181H118ZM168 180V178H167ZM180 180V179H179ZM253 180V179H252ZM77 181V180H76ZM113 181V180H112ZM123 181V179H122ZM155 181V180H154ZM102 182V181H101ZM115 182V181H114ZM129 182V183H130ZM132 182V183H133ZM146 182V181H145ZM161 182V181H160ZM171 182V181H170ZM188 182V181H187ZM197 182V181H196ZM231 182V181H229ZM46 183V182H45ZM74 183V182H73ZM111 183V182H110ZM122 183V182H121ZM156 183V182H155ZM227 183V182H226ZM81 184V183H80ZM120 183H118L119 185ZM144 184V183H143ZM166 184V183H165ZM186 184V183H185ZM200 184V183H199ZM211 184V183H210ZM235 184V183H234ZM19 185V184H18ZM101 185V184H100ZM130 185V184H129ZM217 185V184H216ZM224 185V184H223ZM71 186V185H70ZM108 186V185H107ZM106 186V187H107ZM144 186V185H143ZM164 186V185H163ZM35 187V186H34ZM57 187V186H56ZM118 187V186H116ZM165 187V186H164ZM193 187V186H192ZM131 188V187H130ZM169 188V187H168ZM125 189V187H124ZM144 189V188H142ZM166 189V188H165ZM109 190V189H108ZM121 190V189H120ZM161 190V188H160ZM164 189H162L163 191ZM261 190V189H260ZM50 191V190H49ZM135 191V190H134ZM166 191V190H165ZM196 191V190H194ZM26 192V191H25ZM88 192V191H86ZM125 192V191H123ZM142 192V191H141ZM158 192V191H157ZM178 192V191H177ZM6 193V192H5ZM151 193V192H150ZM156 193V192H155ZM161 193V192H160ZM7 194V193H6ZM10 194V193H9ZM65 194V193H64ZM94 194V193H93ZM164 194V193H163ZM34 195V194H33ZM112 195V194H111ZM126 195V194H125ZM175 195V194H174ZM42 196V195H41ZM90 196V195H89ZM98 196V195H97ZM183 196V195H182ZM17 197V196H16ZM40 197V196H39ZM54 197V196H53ZM200 197V196H199ZM238 197V196H237ZM247 197V196H246ZM134 198V197H133ZM180 198V196H179ZM240 198V197H239ZM69 199V198H68ZM147 199V198H146ZM57 200V199H56ZM70 200V199H69ZM75 200V199H74ZM81 200V199H80ZM177 200V199H176ZM245 200V199H244ZM264 201V200H263ZM124 202V201H123ZM166 202V201H165ZM238 202V201H237ZM241 202V201H240ZM73 203V202H72ZM1 204V203H0ZM8 204V203H7ZM251 204V203H250ZM258 204V203H257ZM260 204V203H259ZM70 205V204H69ZM76 205V204H75ZM188 205V204H187ZM203 205V204H202ZM65 206V205H64ZM77 206V205H76ZM140 206V205H139ZM143 206V205H142ZM261 206V205H260ZM170 207V206H169ZM197 207V206H196ZM205 207V206H204ZM118 208V207H117ZM145 208V207H144ZM237 208V207H235ZM240 208V207H239ZM47 209V208H46ZM116 209V208H115ZM139 209V208H138ZM175 209V208H174ZM118 210V209H117ZM123 210V209H122ZM131 210V209H130ZM148 210V209H147ZM146 210V211H147ZM150 210V208H149ZM160 210V209H159ZM19 211V210H18ZM61 211V210H60ZM65 211V210H64ZM203 211V210H202ZM3 212V211H2ZM42 212V211H41ZM131 212V211H130ZM157 212V211H156ZM1 213V212H0ZM9 213V212H8ZM116 213V211H115ZM260 213V212H259ZM42 214V213H41ZM55 214V213H54ZM131 214V213H130ZM61 215V214H60ZM69 215V214H68ZM11 216V215H10ZM31 216V215H30ZM176 216V215H175ZM60 217V216H59ZM137 217V216H136ZM243 218V217H242ZM3 219V218H2ZM186 219V218H185ZM257 219V218H256ZM38 220V219H37ZM121 220V219H120ZM123 220V219H122ZM209 220V219H208ZM49 221V220H48ZM250 221V220H249ZM141 222V221H140ZM229 222V221H228ZM233 222V221H232ZM10 223V222H9ZM123 223V221H122ZM227 223V222H226ZM32 224V223H31ZM133 224V223H132ZM138 224V223H137ZM48 225V224H47ZM161 225V224H160ZM248 225V224H247ZM34 226V225H33ZM45 226V225H44ZM141 226V225H140ZM233 226V225H231ZM238 226V225H237ZM24 227V226H23ZM27 227V226H26ZM18 228V227H17ZM34 228V227H33ZM146 228V226H145ZM166 228V227H165ZM196 228V226H195ZM208 228V227H207ZM217 228V227H216ZM7 229V228H6ZM148 229V228H147ZM238 229V228H237ZM139 230V229H138ZM212 230V229H211ZM242 230V228H241ZM249 230V229H248ZM22 231V230H21ZM50 231V230H49ZM170 231V230H169ZM191 231V230H190ZM225 231V230H224ZM235 231V230H234ZM36 233V232H35ZM51 233V232H50ZM122 233V232H121ZM263 233V231H262ZM145 236H147L145 233H136L133 236V240L136 242V244L138 245L137 247L139 248H143L144 247V238ZM251 236V235H250ZM165 238V237H164ZM6 240V239H5ZM30 240V239H29ZM35 240V239H34ZM39 240V239H37ZM198 240V239H197ZM23 241V240H22ZM167 241V240H166ZM246 241V240H245ZM174 242V241H173ZM252 242V240H251ZM38 243V242H37ZM42 243V242H41ZM40 243V244H41ZM7 244V243H6ZM29 244V242H28ZM173 244V243H172ZM211 244V243H210ZM225 244V243H224ZM132 245V244H131ZM155 245V244H154ZM159 245V244H158ZM171 245V244H170ZM192 245V244H191ZM246 245V244H245ZM32 246V245H31ZM157 246V245H156ZM210 246V245H209ZM7 247V246H6ZM171 247V246H170ZM196 247V246H195ZM43 248V247H42ZM140 249V250H141ZM145 249V247H144ZM143 249V250H144ZM194 249V248H193ZM4 250V249H3ZM2 250V251H3ZM34 250V249H33ZM38 250V248H37ZM168 250V249H167ZM228 250V249H227ZM32 252V251H31ZM8 253V252H7ZM159 253V252H158ZM208 253V252H207ZM15 254V253H14ZM36 254V253H34ZM157 254V253H156ZM46 255V254H45ZM165 256V255H164ZM233 256V255H232ZM243 256V255H242ZM36 257V256H35ZM56 257V256H55ZM54 257V258H55ZM130 257V256H129ZM163 257V256H162ZM220 257V256H219ZM241 257V256H240ZM246 257V255H245ZM256 257V256H255ZM4 258V257H3ZM27 258V257H26ZM191 258V257H190ZM226 258V257H225ZM228 258V257H227ZM252 258V257H251ZM250 258V260H251ZM12 259V258H11ZM44 259V258H42ZM140 259V258H139ZM247 259V258H246ZM255 258H252V261ZM46 260V259H45ZM106 260V259H105ZM129 260V259H128ZM27 261V260H26ZM48 261V260H47ZM126 261V260H125ZM179 261V260H178ZM228 261V260H227ZM256 262V260H254ZM20 262V261H19ZM35 262V261H34ZM167 262V261H166ZM2 263V262H1ZM44 263V262H42ZM47 263V262H46ZM253 263V262H252ZM261 263H263L261 261ZM7 264V263H6ZM152 264V263H151Z\"/></svg>",
  "mask_w": 264,
  "mask_h": 264
}]
</instances>
